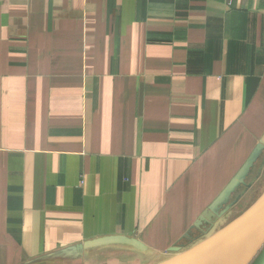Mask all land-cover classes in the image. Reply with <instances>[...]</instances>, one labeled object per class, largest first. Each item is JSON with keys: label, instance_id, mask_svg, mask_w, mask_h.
Instances as JSON below:
<instances>
[{"label": "crops", "instance_id": "1", "mask_svg": "<svg viewBox=\"0 0 264 264\" xmlns=\"http://www.w3.org/2000/svg\"><path fill=\"white\" fill-rule=\"evenodd\" d=\"M263 132L264 0H0V264L166 251Z\"/></svg>", "mask_w": 264, "mask_h": 264}, {"label": "water", "instance_id": "2", "mask_svg": "<svg viewBox=\"0 0 264 264\" xmlns=\"http://www.w3.org/2000/svg\"><path fill=\"white\" fill-rule=\"evenodd\" d=\"M263 177L264 132L237 172L182 237L208 226L212 230L208 238L205 234L187 245L176 243L161 252L135 237L111 235L66 246L22 264H264V190L229 217L250 190L260 186Z\"/></svg>", "mask_w": 264, "mask_h": 264}, {"label": "rangeland", "instance_id": "3", "mask_svg": "<svg viewBox=\"0 0 264 264\" xmlns=\"http://www.w3.org/2000/svg\"><path fill=\"white\" fill-rule=\"evenodd\" d=\"M259 165V164H258ZM255 172V174H256V169H253V172H252V175H253V173ZM252 175L250 176V178L252 177ZM255 176V175H254ZM264 177L262 178V180H260V183L261 184H263L264 183ZM260 184V185H261ZM260 188V186H257V187H254L253 189L254 190H250V192H249V194L246 196V197H244L242 200H241V202L239 203V205L237 206V207H235L233 210H232V213H231V215L229 216V217H233L234 216V214H236V213H239V211L242 209V207H244V206H246V204L248 203V200H250L251 199V197L253 196V195H256V193L257 192H259V189ZM264 188V187H263ZM263 188L260 190V192L263 190ZM260 194V193H259ZM259 194H258V196H259ZM230 220V219H229ZM195 230L196 229H193V230H191V232L190 233H192V232H195ZM190 235V234H189ZM195 236V235H194ZM183 240H185V239H180L177 243H179V242H181V241H183ZM161 252H166V251H161Z\"/></svg>", "mask_w": 264, "mask_h": 264}, {"label": "flooded vegetation", "instance_id": "4", "mask_svg": "<svg viewBox=\"0 0 264 264\" xmlns=\"http://www.w3.org/2000/svg\"><path fill=\"white\" fill-rule=\"evenodd\" d=\"M258 164H259V161L254 164V169H257ZM254 175H255V172L253 173V177H254ZM207 230H208V226H201L199 229H196L195 232L190 233V235L187 238H185V240L179 242L178 245L184 246V245L189 244V242H191L195 238H198V237H201L202 235H204V233H206Z\"/></svg>", "mask_w": 264, "mask_h": 264}, {"label": "bare ground", "instance_id": "5", "mask_svg": "<svg viewBox=\"0 0 264 264\" xmlns=\"http://www.w3.org/2000/svg\"><path fill=\"white\" fill-rule=\"evenodd\" d=\"M263 181H264V180H263ZM263 190H264V188H263ZM263 190H262V191H263ZM262 191L259 192V193L261 194ZM260 194H259V195H260ZM205 234H206V236H205V239H206V238H208V237L212 234V230H209V229H208V230L206 231V233H204V235H205ZM141 264H143V263H141Z\"/></svg>", "mask_w": 264, "mask_h": 264}, {"label": "trees", "instance_id": "6", "mask_svg": "<svg viewBox=\"0 0 264 264\" xmlns=\"http://www.w3.org/2000/svg\"><path fill=\"white\" fill-rule=\"evenodd\" d=\"M263 187H264V183L260 185V188L259 189L261 190ZM260 190H259V192H260ZM259 192L256 193L255 197L259 194Z\"/></svg>", "mask_w": 264, "mask_h": 264}]
</instances>
